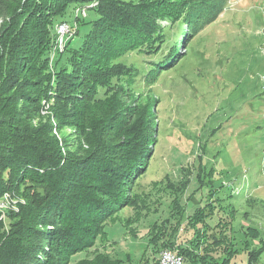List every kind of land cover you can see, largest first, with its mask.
Listing matches in <instances>:
<instances>
[{
	"label": "trees",
	"instance_id": "1",
	"mask_svg": "<svg viewBox=\"0 0 264 264\" xmlns=\"http://www.w3.org/2000/svg\"><path fill=\"white\" fill-rule=\"evenodd\" d=\"M89 2L0 0V197L6 192L18 199L17 211H6V224L0 220V264H70L72 256L92 247L97 237H105L103 221L113 208L112 201H121L120 184L122 189L127 186L131 190L136 184L134 177L144 172L153 149L130 128L129 104L120 101V109L122 95L126 101L130 96L141 97L134 95L132 86L125 88L124 82L128 83L127 77L133 81L141 76L151 85L159 69L166 67L168 57L177 54L178 41L184 40L185 45L192 39L195 15L209 16L212 10L211 3L199 4L200 0L167 5L163 0H97L96 6L89 8L95 14L91 20L72 13L76 33L80 24H89L81 42L75 44L72 38L62 52L53 53L55 22H68L66 12ZM164 18L177 24L173 38L179 34L180 39H173L169 48H165L169 27L161 23ZM184 25L188 31L182 30ZM135 51L148 56L149 68H143L146 71L120 63L122 55ZM161 57L165 58L163 63ZM45 103L58 127L80 128L78 144L83 140L88 145L86 155L85 149L78 154L62 152L64 146L71 145L52 133L53 123L41 115ZM67 115L76 116L80 124L64 119ZM122 131L125 138L121 148L125 152L121 150L119 156L112 151L114 164L109 166L102 153L90 147L106 150L107 141H115ZM90 132L93 135L88 138ZM96 159L97 168L113 175L107 177L113 178V183L95 178L93 169H82L83 164ZM196 179L198 188H203L205 177L199 173ZM188 182L176 183L165 175L153 183L157 192L167 193L171 200L167 215L152 223L141 264H158L154 258L157 250L175 246L188 264H229L232 260L236 247L235 238L228 232L230 212L226 217L217 216L214 225L209 221L221 211L214 201L192 206L188 213L190 205L182 201ZM128 195L129 205L137 208L140 199V208L151 212L147 204L151 194L140 198L139 194ZM125 198L122 196L123 204H127ZM183 223L193 234L184 246V242L178 243ZM249 230L259 233L256 228ZM249 244L245 238V247ZM250 251L246 253L247 264H259V254ZM124 260L97 252L92 259L80 258L73 264H123Z\"/></svg>",
	"mask_w": 264,
	"mask_h": 264
},
{
	"label": "rangeland",
	"instance_id": "2",
	"mask_svg": "<svg viewBox=\"0 0 264 264\" xmlns=\"http://www.w3.org/2000/svg\"><path fill=\"white\" fill-rule=\"evenodd\" d=\"M163 1L167 5L189 0ZM204 2L211 3L209 16L197 18L198 13L195 15L190 28L192 39L185 45L184 40L178 41L177 54L168 57L166 67L159 69L151 85L148 86L141 76H135L133 81L127 77L128 83L126 77L123 78L125 88L132 86L134 95L139 93L141 97L130 96L126 101L122 95L118 104H129L130 128L142 141L151 144L152 154L144 172L134 177L133 189L129 191L127 186L122 189L120 184L121 201H112L113 208L103 221L105 237H97L92 247L72 256L70 264L84 257L92 259L97 252L125 259L123 264H141L139 259L147 247L146 237L152 223L162 221L160 218L167 215L169 208L171 197L165 192H157L153 185L165 175L176 183L189 181L182 200L190 205L187 206L188 213L194 206L207 200L214 201L213 204L221 208L209 221L214 225L217 216L226 217L230 212L231 216L226 220H232L228 232L235 238L236 253L229 264H247L249 250L259 254L258 263L264 264V0H200L199 4ZM74 8L66 12V20L72 25L77 10ZM168 14L171 18L172 14ZM84 17L91 20L95 14L88 9ZM161 20L169 27L165 47L169 48L173 39L180 40L179 34L173 38L177 24H172L168 18ZM58 22L59 19L55 27ZM187 27L184 25L182 30L188 31ZM88 29L89 24H80L72 42L79 44ZM146 59L148 56L144 53L135 51L122 55L119 61L135 66L139 71L142 69V72L149 68ZM160 61L163 63L165 58L161 57ZM52 62L50 58V64ZM119 106L123 108L121 104ZM71 109L74 111V107ZM41 115L51 120L52 133L60 142L64 143L65 139V143L71 145L70 148L63 147L64 154L67 150L78 154L83 149L85 155L88 153L85 141L80 140L78 144L80 128L58 127L46 103ZM64 119L80 124L73 115ZM116 135L119 137L115 141H107L106 150L98 149L97 145L90 147L95 153H102L104 163L109 166L114 164L112 151L118 152L119 156L121 150L125 152L121 148L124 132ZM98 165L99 159H96L83 164L82 169L88 172L93 169L95 178H105L113 183V178L107 179L113 175L101 171ZM199 173L205 177L203 188H198L196 182ZM208 180L212 181L207 185ZM130 193L139 194V198L151 194L147 200L151 212L146 213L140 208V199L137 208L129 205ZM122 196H126L127 204H123ZM0 198V216H5L2 221L6 224V211H17L18 199L6 192ZM86 216L92 217L89 213ZM250 227L259 233L247 231ZM178 235V243L193 236L186 223L182 224ZM245 238L250 240L246 247ZM174 250L178 251V247ZM194 251L198 252V249ZM159 254L157 250L154 257L157 261Z\"/></svg>",
	"mask_w": 264,
	"mask_h": 264
},
{
	"label": "built area",
	"instance_id": "3",
	"mask_svg": "<svg viewBox=\"0 0 264 264\" xmlns=\"http://www.w3.org/2000/svg\"><path fill=\"white\" fill-rule=\"evenodd\" d=\"M93 2V7L97 3V0H91ZM88 9L82 7L81 12L77 13V17L86 16ZM77 32V23L75 21V27H68L67 24L61 26V35L58 36V45H65L69 40H71ZM0 204H2V198H0ZM5 216H0L1 220H4ZM159 253L163 254V260L167 261V264H188L184 257L174 249H162Z\"/></svg>",
	"mask_w": 264,
	"mask_h": 264
},
{
	"label": "bare ground",
	"instance_id": "4",
	"mask_svg": "<svg viewBox=\"0 0 264 264\" xmlns=\"http://www.w3.org/2000/svg\"><path fill=\"white\" fill-rule=\"evenodd\" d=\"M97 4V3H96ZM96 4L94 6H96ZM83 7V6H82ZM82 7H78L77 10H76V14L78 12H81L82 10ZM93 7V2H89V4L87 6H84V9H89V8H92ZM58 26H56L55 28V31H56V35H55V39H54V51L53 53H56V52H62L64 50V47L65 45H58V36L61 35V26H63L64 24H67L68 27H75V24H70L68 22H60V23H57ZM53 44V43H52ZM53 46V45H52ZM52 48V47H51ZM52 53V55H53ZM7 198V197H6ZM5 206V205H4ZM6 207V206H5ZM4 208V207H3ZM182 256V254H180ZM183 258V256H182ZM158 264H167V261L163 260V254L160 253L159 254V258H158Z\"/></svg>",
	"mask_w": 264,
	"mask_h": 264
}]
</instances>
